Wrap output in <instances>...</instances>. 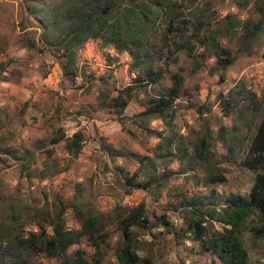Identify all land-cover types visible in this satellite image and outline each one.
<instances>
[{
  "label": "rangeland",
  "instance_id": "rangeland-1",
  "mask_svg": "<svg viewBox=\"0 0 264 264\" xmlns=\"http://www.w3.org/2000/svg\"><path fill=\"white\" fill-rule=\"evenodd\" d=\"M18 2L0 0V148L8 147L15 153L0 152V217H14L30 229L34 226L28 217L31 207L45 202L51 208L57 198L74 196L86 211L101 214L108 235L97 248L81 237L68 246V253L72 255L79 248L89 264H118L115 253L122 236L117 216L124 208L143 202L149 210L145 221L130 226L133 250L139 256L149 264H220L193 238L187 227L191 207L179 201L183 196L206 200L209 188H213L217 197L211 199L219 206L226 194L246 195L252 184L256 172L240 161L264 110V0H195L180 5L176 16L188 21L183 31L204 63L193 72L189 70L192 59L183 50L175 52V60L164 55L157 58L158 50L164 51L171 47L172 40L181 39L175 31L163 37L167 16L158 17L147 46L154 66L162 70L160 83L169 84L171 71L183 75L172 103L173 115L165 119L136 114L145 99L141 89L130 96L120 113L116 108L96 105L99 89L114 94L115 88L129 83L134 75L126 51H116L110 44L89 38L75 49L76 75L68 80L61 75L60 56L55 49L19 46L14 40ZM261 14L263 22L250 52L239 51L237 39ZM38 31L33 26L30 35L36 37ZM188 33L214 37L230 48L233 61L222 71L209 72L207 66L214 58L204 56L206 52L196 36ZM234 84L253 91L255 103L246 97L237 98L236 105L223 114L217 93H225ZM200 104L204 106L198 112L196 106ZM219 124L229 128L226 141L235 145L232 153L217 138ZM75 129L82 131L83 140L77 155L71 156L63 139L53 142L52 138L69 135ZM205 132L213 138L215 156H227V160L216 163L225 180L209 185L200 183L203 165L192 162L194 142ZM102 142L111 143L122 154L109 155L101 147ZM131 152L148 155L155 172L167 175L160 187H137L126 192L118 166L129 174L136 170L137 178H145L151 170L147 158H142L146 162L141 164ZM191 164L193 168H186ZM45 166L48 169L40 176L38 171ZM62 216L67 227L78 226L70 206ZM202 217L205 225L221 227L218 220L206 214ZM163 219L169 223L164 224ZM240 238L247 251V264H264V227L254 211L244 220ZM30 263L57 264L58 260L38 253Z\"/></svg>",
  "mask_w": 264,
  "mask_h": 264
},
{
  "label": "trees",
  "instance_id": "trees-1",
  "mask_svg": "<svg viewBox=\"0 0 264 264\" xmlns=\"http://www.w3.org/2000/svg\"><path fill=\"white\" fill-rule=\"evenodd\" d=\"M195 0H19L18 17L14 24V40L21 47H36L40 49H55L60 56L59 68L61 75L68 80H73L77 65L75 62V49L89 38L99 39L103 44H110L116 51H126L131 61L129 67L135 69L129 83L115 88V93L110 94L108 89H99L96 96V105L99 107H113L120 113L127 104L131 95L137 90L145 93L142 102L143 108L136 114L143 117L156 116L171 118L173 113L172 103L178 96L183 81V75L178 71L169 73V84L160 83L162 70L153 64V55L148 48L149 34L155 30L158 17L167 16L163 37L167 33L177 32L181 39L172 40L171 47L164 51H157V58L161 55L175 60V52L183 50L192 60L189 70L193 72L204 66L198 59L197 52L193 50L192 43L187 37L185 28L186 19L177 18L176 13L180 5L192 3ZM263 22V14L251 26H246L245 34L237 39L239 51L249 53L251 43ZM179 23V24H178ZM33 26L39 28L36 37L31 36ZM195 35L204 56H212L214 62L207 66L209 72L222 71L234 58L230 48L220 44L214 37ZM264 56V54H263ZM182 67L178 66V70ZM222 78V73H219ZM157 84V88L155 86ZM159 85V86H158ZM148 88H147V87ZM246 97L255 103L254 92L241 84H234L225 93L218 92L217 98L223 114H227L237 103V98ZM201 106H196V111H201ZM228 127L219 124L217 138L225 145L227 152L232 153L235 145L226 141ZM152 133L158 135L156 131ZM63 139V146L71 156H76L83 140V133L75 129L69 135L60 134L53 137L52 141ZM213 138L205 132L194 142L192 162L203 165L204 174L200 180L203 185L225 180V176L216 165L220 160H227V156H215ZM101 147L109 155H120L122 151L111 143H101ZM0 152H13L8 147H1ZM137 161L144 164L142 158H147L151 170L145 178H137V171L130 174L123 172L121 167L119 175L123 178L122 184L126 192L131 188L160 187L166 180L164 172H155L151 157L132 153ZM241 165L256 172L252 184L246 195L229 192L224 197L222 204L216 206L214 189L209 188L206 200L199 196H183L181 204L191 207V215L187 220V227L193 238L200 242L204 250L214 254L220 264H247L248 255L243 246L240 233L244 220L254 211L261 226L264 227V110L254 125L246 146V152L241 159ZM186 168H193L189 165ZM47 166L40 169L39 175L44 176ZM184 169L183 171H185ZM2 185L0 181V197ZM205 201V203L203 202ZM206 205V206H204ZM70 206L78 221L77 227H67L62 213ZM204 206V207H202ZM123 213L117 216V226L121 233V240L117 242L116 258L118 264H149L146 258L139 256L132 245L130 226L141 224L145 221L149 210L143 202L124 208ZM28 214L33 228L25 229L16 218L5 219L0 217V264H31L30 258L38 253L55 257L57 264H89L79 248L68 253V246L85 237L97 248L98 242L107 238V231L103 229L101 214L86 211L73 196L71 199L57 198L51 208L43 202L31 207ZM214 218L221 223L217 228L205 225L203 215ZM1 215V214H0ZM164 218V215H162ZM164 224L169 221L163 219ZM96 259L95 261H97Z\"/></svg>",
  "mask_w": 264,
  "mask_h": 264
},
{
  "label": "built area",
  "instance_id": "built-area-1",
  "mask_svg": "<svg viewBox=\"0 0 264 264\" xmlns=\"http://www.w3.org/2000/svg\"><path fill=\"white\" fill-rule=\"evenodd\" d=\"M75 75H76V74H75ZM75 75H74V76H75Z\"/></svg>",
  "mask_w": 264,
  "mask_h": 264
}]
</instances>
